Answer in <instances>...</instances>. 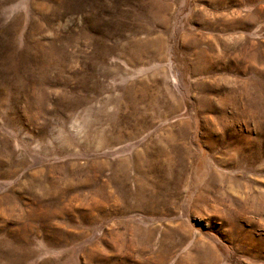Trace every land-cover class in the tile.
<instances>
[{
	"label": "rangeland",
	"instance_id": "1",
	"mask_svg": "<svg viewBox=\"0 0 264 264\" xmlns=\"http://www.w3.org/2000/svg\"><path fill=\"white\" fill-rule=\"evenodd\" d=\"M0 264H264V0H0Z\"/></svg>",
	"mask_w": 264,
	"mask_h": 264
},
{
	"label": "bare ground",
	"instance_id": "2",
	"mask_svg": "<svg viewBox=\"0 0 264 264\" xmlns=\"http://www.w3.org/2000/svg\"><path fill=\"white\" fill-rule=\"evenodd\" d=\"M162 148H163V147H162ZM139 152H140V153H139V158H140V159H143L144 157H147V153H146V152H144V154H142V155H141L142 150H140ZM140 155H141V157H140ZM163 157H164V159H167V158H168V156L166 155L165 152L160 151L159 153H156L155 159H162ZM168 159H169V158H168ZM178 162H179V161H174L173 158H172V161H169V163H170L173 167L176 168V169H174V175H172V177H177V178L181 179V177H180L179 175H182V168L180 167L179 169H177V166H178V165H176V164H178ZM167 177H168V176H166L164 179L167 180V179H166ZM173 184H174V186H175V183H173ZM177 186H178V185H177ZM178 188H179V186H178ZM175 189H177V188L175 187ZM202 191H203V189H201L200 193H202Z\"/></svg>",
	"mask_w": 264,
	"mask_h": 264
}]
</instances>
